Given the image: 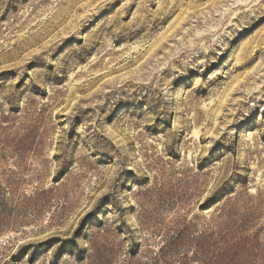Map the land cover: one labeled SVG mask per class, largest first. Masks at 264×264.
Here are the masks:
<instances>
[{"label":"rangeland","instance_id":"374dc122","mask_svg":"<svg viewBox=\"0 0 264 264\" xmlns=\"http://www.w3.org/2000/svg\"><path fill=\"white\" fill-rule=\"evenodd\" d=\"M0 264H264V0H0Z\"/></svg>","mask_w":264,"mask_h":264}]
</instances>
